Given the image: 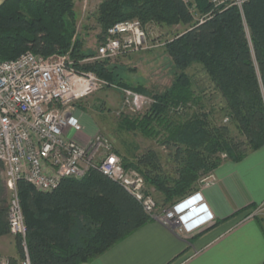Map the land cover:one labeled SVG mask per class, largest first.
Masks as SVG:
<instances>
[{"label":"trees","instance_id":"16d2710c","mask_svg":"<svg viewBox=\"0 0 264 264\" xmlns=\"http://www.w3.org/2000/svg\"><path fill=\"white\" fill-rule=\"evenodd\" d=\"M203 21L194 16L185 0H105L98 9L102 30L127 19L143 24L155 21L190 27L167 43L181 71L200 63L226 102L230 121L242 137L233 136L226 125L211 127L205 113L184 116L200 97L188 75L180 73L167 91L153 98L150 109L126 125L156 135L164 127L173 144L172 171L166 173L156 151L149 150L136 163L124 161L145 177L172 205L193 193L227 159L238 161L264 145V0H244L241 5L215 7L210 0H195ZM77 14L74 0L0 1V59L10 60L32 51L50 56L70 53L75 67L94 71L114 81L109 60L79 63L83 42L75 35ZM189 116L188 114H186ZM0 167L4 168L0 161ZM31 264H82L101 256L152 220L143 204L122 184L97 169L84 178H65L52 192H43L30 182L17 181ZM150 193V190H148ZM10 234L8 206L0 202V237ZM16 237L18 259L26 256L24 239Z\"/></svg>","mask_w":264,"mask_h":264},{"label":"built area","instance_id":"2783aa9c","mask_svg":"<svg viewBox=\"0 0 264 264\" xmlns=\"http://www.w3.org/2000/svg\"><path fill=\"white\" fill-rule=\"evenodd\" d=\"M210 1L219 7L241 5L244 0ZM159 45L149 40L139 19L122 20L107 29L96 56L81 62L111 61ZM105 85L107 82L94 71L77 69L70 53L43 56L27 51L14 59H0V161L12 192L8 206L10 234L24 239L26 256L21 264H31V259L26 248L27 226L17 190L20 179L40 191L52 192L63 179H82L97 169L141 201L152 219L179 234L205 228L215 220L200 191L160 208L148 192L143 174L126 168L123 157L102 135H97L87 145L67 137L69 130L78 131L81 127L69 107ZM136 96L140 109L145 99L143 95ZM210 182L211 175L201 180L203 185ZM255 214L257 211L249 213L246 219Z\"/></svg>","mask_w":264,"mask_h":264},{"label":"rangeland","instance_id":"374dc122","mask_svg":"<svg viewBox=\"0 0 264 264\" xmlns=\"http://www.w3.org/2000/svg\"><path fill=\"white\" fill-rule=\"evenodd\" d=\"M103 1L105 0H74L77 14L75 37L83 42L82 53L88 55L87 58L96 56L98 46L105 39L106 33L97 22L98 9ZM185 1L195 22L203 21L208 16L199 12L195 0ZM144 27L149 40L161 45L109 61L107 66L113 74L114 81L111 83L104 78L107 85L73 102L69 111L79 120L81 127L78 131H68L67 137L75 140L73 134L82 133L87 141L81 144L87 145L97 135H102L112 142L114 150L125 161L133 163H136L143 153L149 150L156 151L166 173H170L173 167L170 155L171 151H174V146L166 142L169 136L167 130L156 126L155 129L159 132L156 135H148L140 129L128 127L125 121L142 117L150 109L153 98L171 88L180 73L188 75L195 95L200 97L199 104H192L191 108L184 112L186 119L192 117L194 112L205 113L211 127L226 125L233 136L239 138L242 135L236 124L230 121L226 102L203 65L196 62L181 71L167 50V43L182 35L190 26L182 23L166 25L148 21ZM96 61L98 60L83 63ZM79 63L83 64L81 61ZM136 95H143L145 99L140 109L136 105ZM147 190H150L155 199L159 198L153 187L147 186ZM11 197L12 192L7 185L5 170L0 167V202L5 201L9 206ZM9 259H18V254L13 258L0 256V264Z\"/></svg>","mask_w":264,"mask_h":264},{"label":"crops","instance_id":"0c3cea01","mask_svg":"<svg viewBox=\"0 0 264 264\" xmlns=\"http://www.w3.org/2000/svg\"><path fill=\"white\" fill-rule=\"evenodd\" d=\"M73 137L87 141L82 133ZM194 191L202 193L213 213L212 224L179 234L152 219L82 264H264V145L241 160H224L211 174L210 184H199ZM156 193L158 206H169H163ZM17 254L16 237L1 236L0 256Z\"/></svg>","mask_w":264,"mask_h":264}]
</instances>
